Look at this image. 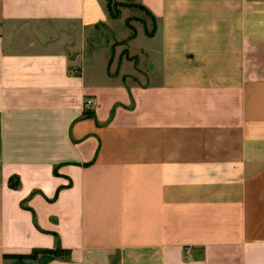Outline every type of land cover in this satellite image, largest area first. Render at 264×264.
Listing matches in <instances>:
<instances>
[{
  "label": "crops",
  "instance_id": "1",
  "mask_svg": "<svg viewBox=\"0 0 264 264\" xmlns=\"http://www.w3.org/2000/svg\"><path fill=\"white\" fill-rule=\"evenodd\" d=\"M112 2L0 0V264H264V0Z\"/></svg>",
  "mask_w": 264,
  "mask_h": 264
},
{
  "label": "rangeland",
  "instance_id": "2",
  "mask_svg": "<svg viewBox=\"0 0 264 264\" xmlns=\"http://www.w3.org/2000/svg\"><path fill=\"white\" fill-rule=\"evenodd\" d=\"M122 7H129V10L132 16H130V18L127 19V22L131 28H132L131 22L136 21V22H139L140 24L139 25L140 31L143 25L145 28L148 26L149 32L146 30V34L154 32L155 23H154L153 18L147 12L139 8V6L135 4H131V3H129V5H125V4L121 5V4L114 3L112 2V0H110V9H111L112 14L120 15V8Z\"/></svg>",
  "mask_w": 264,
  "mask_h": 264
},
{
  "label": "trees",
  "instance_id": "3",
  "mask_svg": "<svg viewBox=\"0 0 264 264\" xmlns=\"http://www.w3.org/2000/svg\"><path fill=\"white\" fill-rule=\"evenodd\" d=\"M106 1H107V10H108L109 15L112 18L118 17V14L114 15L111 12V9H110V0H106ZM139 8H141V7H139ZM141 9L144 10L143 8H141ZM126 25L132 31V34H131L130 38L134 37V35H135L134 29L131 28L128 25V22L127 21H126ZM152 34L153 33H148V35H152ZM59 252H61V251H59V250H34L30 255L18 256L16 258L18 260H20V261L31 260V259L36 258V256L39 255V254H41L43 256H53V257H57L59 255Z\"/></svg>",
  "mask_w": 264,
  "mask_h": 264
},
{
  "label": "built area",
  "instance_id": "4",
  "mask_svg": "<svg viewBox=\"0 0 264 264\" xmlns=\"http://www.w3.org/2000/svg\"><path fill=\"white\" fill-rule=\"evenodd\" d=\"M87 105H88V107H89V106L91 105V103H90V102H88V103H87Z\"/></svg>",
  "mask_w": 264,
  "mask_h": 264
}]
</instances>
